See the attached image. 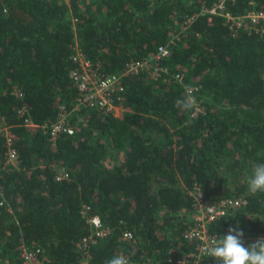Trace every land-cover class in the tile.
<instances>
[{
	"label": "trees",
	"instance_id": "1",
	"mask_svg": "<svg viewBox=\"0 0 264 264\" xmlns=\"http://www.w3.org/2000/svg\"><path fill=\"white\" fill-rule=\"evenodd\" d=\"M220 2L0 0V123L17 155L8 163L0 135V264H21V247L44 264L191 260L195 187L207 206L245 202L208 223L210 236L236 228L245 247L264 238V192L245 182L264 163L263 23L226 17L263 13L264 0H224L210 14ZM160 47L156 79L126 73ZM76 52L121 77L118 117L75 108ZM187 89L201 112L177 107ZM61 107L73 134L51 144L43 126ZM93 216L108 234L84 245Z\"/></svg>",
	"mask_w": 264,
	"mask_h": 264
},
{
	"label": "built area",
	"instance_id": "2",
	"mask_svg": "<svg viewBox=\"0 0 264 264\" xmlns=\"http://www.w3.org/2000/svg\"><path fill=\"white\" fill-rule=\"evenodd\" d=\"M221 0L214 8L209 10L210 14H215L216 10L222 9ZM228 21L236 26H241L244 20H249L251 23H256L261 20L263 27L257 29L260 33H264V12L259 13L255 11H250L246 16L239 18H231L226 16ZM168 54L166 47H160L155 55L143 61L131 62L126 67V73L137 74L139 72L146 73L151 79H156L160 73L158 67L155 63L161 58L166 57ZM71 61L76 65V67L71 72V77L75 83L77 89V96L75 99L76 109H89L95 110L96 112H101L106 115H112L118 117L122 111L119 103L121 101V93L124 88L122 85L121 77L117 75H107L100 71V66L97 64H92L88 61L84 55L80 52H76L71 58ZM180 79L179 76L175 77ZM192 89H187L186 93ZM198 105V104H197ZM24 109L22 110V112ZM196 112H201L199 106ZM25 125L34 126L30 120H25ZM45 134L48 137V141L54 144L58 137L61 135H72L73 130L69 125V113L64 111L61 107V112L55 121L45 124L43 126ZM0 135L5 137V145L7 147V161L11 165H15L17 161V155L11 147L12 134L8 127H3L0 123ZM67 177L64 169H58L56 173L55 180L62 181ZM197 187H195L191 192L193 197V208L194 213L193 221L194 228L192 233L187 234L186 237L191 239L193 236L198 237L200 240V245L197 246V253L192 256V259L179 258L171 259L165 261V264H208L207 255L204 254L203 248L210 236L207 231V224L210 223L215 217L225 215L230 209H236L245 204L242 200H224L218 203L216 206H207L203 202V196ZM199 195V196H198ZM88 223L90 224L93 232V237L85 239L83 241L86 245L87 241L93 240L95 238H103L108 234V231L102 227L100 219L96 216L88 218ZM123 238L130 240L132 238L130 233H124ZM39 250L28 251L26 248L21 247L20 260L21 264H44V258L39 257ZM218 264V263H217Z\"/></svg>",
	"mask_w": 264,
	"mask_h": 264
},
{
	"label": "clouds",
	"instance_id": "3",
	"mask_svg": "<svg viewBox=\"0 0 264 264\" xmlns=\"http://www.w3.org/2000/svg\"><path fill=\"white\" fill-rule=\"evenodd\" d=\"M176 105L182 112L189 113H195L198 107L196 98L191 91L177 100ZM245 182L250 195L264 192V163L254 164L251 174L246 177ZM242 236L241 230L229 228L226 235L209 237L203 252L218 264H264V238L257 239L245 247L241 240ZM104 264H130V259L120 253L106 259Z\"/></svg>",
	"mask_w": 264,
	"mask_h": 264
}]
</instances>
